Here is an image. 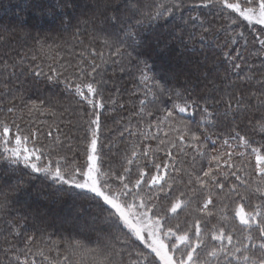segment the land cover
Listing matches in <instances>:
<instances>
[{
    "label": "snow or ice",
    "instance_id": "snow-or-ice-1",
    "mask_svg": "<svg viewBox=\"0 0 264 264\" xmlns=\"http://www.w3.org/2000/svg\"><path fill=\"white\" fill-rule=\"evenodd\" d=\"M23 5L36 15L61 18L65 30L72 25L71 13L81 7L76 0H56L52 5L46 0H23ZM85 6L89 11L76 17L73 37L79 35L81 25L91 27L96 35L90 37L75 66L60 65L64 72L49 66V74H45L38 65L25 70L24 57L12 63L0 62V87L5 94L14 90L8 81L17 78V69L20 75L46 76L50 82L64 76L66 89L73 90L92 109L86 112L90 138L83 162L75 158L70 161L61 154V137L51 131L55 126L58 132V125H49L47 131L29 127L26 132L15 121L0 119V252L6 256L0 264H37L36 257L48 264H264V140L256 141L234 124L222 141L223 150L209 152L205 142L210 136L200 134L205 123L214 124L211 118L215 116L247 120L254 131L264 135V27L259 33L255 30L256 25L264 26V0H92ZM213 17L224 23L217 27ZM26 24V19H20L17 25L25 38L31 35ZM245 24L253 28L251 41L244 31H235ZM152 28H163L171 37L169 43L181 44L185 43V34L188 43L193 41L195 29L200 31L201 42L224 32L223 47L229 50L223 56L231 71L247 70L236 79L226 74L219 83L208 80L205 92L197 94L189 75L181 81L174 74L152 73L143 51L142 31ZM238 37L243 47L233 50L231 46L238 43ZM47 39L36 38L41 52L52 53L60 47L47 43ZM97 39L108 50L107 57L103 50L92 47ZM249 44L254 51L245 56ZM250 57L260 63H250ZM125 63L137 66L138 79L145 89L133 115L139 116L141 123L145 117L150 121L148 132L132 131L130 125L125 131L132 136L139 134L141 142L158 143L155 148L133 144L124 157L126 166L117 172L104 170L98 163L101 119L96 109L105 107L103 66L111 64L123 72ZM68 68L73 71L65 75ZM200 77L207 80L208 72L199 73L197 79ZM165 97L164 104L170 106L160 103ZM20 99L21 112L26 110L29 116L35 112L56 115L52 104L46 106L43 100L24 103L23 96ZM153 104L155 112L147 110ZM197 110L201 121L194 128L183 116ZM14 111V107L7 108L8 113ZM153 126L156 132L149 135ZM43 137L49 138L47 144ZM159 153L164 154L163 159L158 158ZM204 160L207 167L202 163L198 166ZM133 165L137 169L134 181L129 179ZM21 169L27 170L32 179L40 174L53 184L68 186L61 190L101 209L82 238L67 239L55 246L56 260L45 255L53 248L33 250L35 235H27L23 247L18 244L22 232L14 196L25 184L19 175ZM230 178L233 182L226 183ZM181 212L186 217L183 221L178 219ZM213 219L217 222L212 223ZM41 235L49 239L43 229Z\"/></svg>",
    "mask_w": 264,
    "mask_h": 264
},
{
    "label": "trees",
    "instance_id": "trees-1",
    "mask_svg": "<svg viewBox=\"0 0 264 264\" xmlns=\"http://www.w3.org/2000/svg\"><path fill=\"white\" fill-rule=\"evenodd\" d=\"M56 0H46L49 5L55 4ZM81 6L77 8L73 16L72 25L65 30L61 25V18H52L49 16H39L31 11L24 9L23 0H0V62L8 60L12 63L14 59L24 57L23 67L25 70L29 65L32 67L39 66L38 70H42L45 74H49V66L56 68L57 71L64 72L60 65H73L81 59V52L85 50L90 43V37L96 35L89 26L81 25L79 35L74 38L73 33L76 26V17L81 13H88L92 0H76ZM71 11V10H69ZM20 19H26L25 27L30 31L31 35L27 38L22 36L17 28ZM213 23L217 25L223 24L224 21L213 17ZM207 26V25H206ZM264 26L256 25L255 30L260 32ZM4 28L9 29L5 32ZM17 29L16 31H11ZM114 31L115 29H111ZM143 35V51L145 58L151 65L152 73L161 75H176L182 81L185 75H189L195 86V93L203 94L205 92L208 80L215 79L220 82V78L229 75L231 79H236L237 75L243 76L244 71L232 72L229 64L226 62L223 52L229 49L223 47L225 44L224 32L216 35H209L205 41H199V29L193 30L195 33L194 39L188 43V36L185 34V43L179 41L169 43L171 39L163 28L144 29ZM235 31H244L245 37L251 41L253 37L252 26L243 25ZM47 37V43L60 45L52 53H43L39 50L36 44V38ZM238 43L232 45L231 48L243 47V40L239 37ZM80 41H83L81 43ZM203 43V47H201ZM220 45L221 47H217ZM92 47L97 51L103 50L105 56H108V50L103 48L99 39L92 43ZM254 51L249 44L248 51H244L243 55L249 56V53ZM234 54V53H233ZM36 59L33 60L32 57ZM51 57V58H50ZM100 61L97 60V63ZM249 62L259 64V59L254 57L249 58ZM125 71L120 72L118 67L109 65L103 66V79L106 83L103 85V102L105 107L96 109L100 113L101 127L99 131V140L97 144V153L101 157V167L104 170L112 169L117 172H122L126 166L124 157L130 154L131 146L139 144L141 148L144 145L156 147L158 140L142 141V137L137 134L132 136L125 128L129 125L132 131L139 129L141 132H148L147 124L150 122L145 117L144 122H140L139 116H134L133 113L138 111L139 100L143 98L145 91L144 86L140 83L138 77L139 72L137 66L133 64L124 65ZM197 69L199 72H197ZM17 78L8 81L9 87L14 90L5 94L3 87H0V119H5L9 122L15 121L27 132L29 127H40L42 130H49V125H58L52 127L53 136L59 135L63 142L61 154H65L71 161L75 158L79 162L85 159V150L87 148L90 132L87 127L88 116L86 112H91V106L86 105L80 98L74 95V91L66 89L61 76L57 82H50L46 76L35 77L30 74L20 75V70L17 69ZM72 68H68L65 75L70 74ZM208 72V79L203 77L197 79L199 73ZM99 79V77H98ZM215 96V94H213ZM23 96V102L30 101H45L46 106L52 104L55 107L56 115L51 113L35 112L29 116L27 111L21 112L23 103L20 97ZM216 98H219L216 96ZM150 99V97H149ZM165 98H161V104L170 106V103L164 104ZM115 100V103L112 101ZM79 101V103H78ZM14 107L16 111L8 113L7 108ZM156 105H149L147 110L155 112ZM223 105H221V110ZM155 115H160L156 112ZM184 119L191 121L192 126L196 128L201 121V114L197 110L184 114ZM258 117H253L256 119ZM213 123H205L204 130H201L202 136L208 135L206 147L209 152L213 149H221L222 141L229 136L230 130L234 124L240 126L244 132L253 136L256 141L264 140V135L259 134L258 130L254 131L252 125L247 124V120L241 122L239 118L233 121L231 118L225 120L223 117H212ZM44 121L43 124L40 122ZM156 129L153 126L151 132L155 133ZM123 133V135H121ZM163 137V132L160 133ZM43 143L47 144L49 138L43 137ZM215 141V144H213ZM230 143L234 141L230 140ZM191 155V153H190ZM159 159L164 158L163 153L158 154ZM239 163V161H236ZM207 167V160L198 163ZM136 166H132V173L129 179H136ZM19 175L24 177L25 184L21 190L15 194L14 200L16 207L19 209L17 222L20 225L22 236L18 241L20 247H23V241L27 235H35V243L32 245L33 250L36 247L53 248L52 252L46 250L45 255L50 259L56 260L59 258L57 248L55 246L67 239L82 238V235L87 232L88 226L91 224L92 217L97 215L101 209L95 204L86 201L83 198L73 196L70 192L61 189H66L68 186H60L53 184L50 180L44 179L40 174L37 178L32 179L28 176V171L21 169ZM233 182L230 178L226 183ZM79 191V190H77ZM190 211V209H189ZM15 215V213H14ZM185 213L181 212L179 220L185 219ZM176 221H173L175 223ZM215 219L212 223H216ZM43 229L44 236L49 239H44L41 235ZM142 247V245H139ZM62 254V247L59 248ZM6 256L0 252V261L5 260ZM37 264H48L47 260L42 257H36Z\"/></svg>",
    "mask_w": 264,
    "mask_h": 264
}]
</instances>
